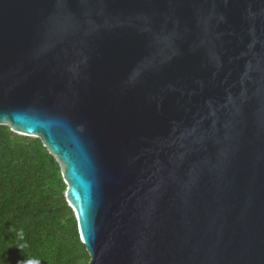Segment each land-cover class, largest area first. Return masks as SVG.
Here are the masks:
<instances>
[{
  "label": "water",
  "instance_id": "water-1",
  "mask_svg": "<svg viewBox=\"0 0 264 264\" xmlns=\"http://www.w3.org/2000/svg\"><path fill=\"white\" fill-rule=\"evenodd\" d=\"M0 126L88 264H264V0H0Z\"/></svg>",
  "mask_w": 264,
  "mask_h": 264
},
{
  "label": "trees",
  "instance_id": "trees-1",
  "mask_svg": "<svg viewBox=\"0 0 264 264\" xmlns=\"http://www.w3.org/2000/svg\"><path fill=\"white\" fill-rule=\"evenodd\" d=\"M65 190L39 139L0 126V264H88Z\"/></svg>",
  "mask_w": 264,
  "mask_h": 264
},
{
  "label": "clouds",
  "instance_id": "clouds-1",
  "mask_svg": "<svg viewBox=\"0 0 264 264\" xmlns=\"http://www.w3.org/2000/svg\"><path fill=\"white\" fill-rule=\"evenodd\" d=\"M30 264H39V262H38V261H35V260H33V261H30Z\"/></svg>",
  "mask_w": 264,
  "mask_h": 264
}]
</instances>
